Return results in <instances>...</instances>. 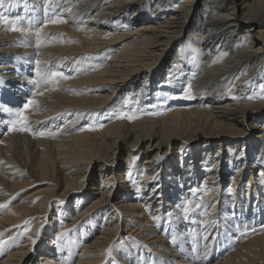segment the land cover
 Listing matches in <instances>:
<instances>
[{
    "label": "bare ground",
    "instance_id": "6f19581e",
    "mask_svg": "<svg viewBox=\"0 0 264 264\" xmlns=\"http://www.w3.org/2000/svg\"><path fill=\"white\" fill-rule=\"evenodd\" d=\"M0 15V264H264V0Z\"/></svg>",
    "mask_w": 264,
    "mask_h": 264
},
{
    "label": "snow or ice",
    "instance_id": "6c2138e0",
    "mask_svg": "<svg viewBox=\"0 0 264 264\" xmlns=\"http://www.w3.org/2000/svg\"><path fill=\"white\" fill-rule=\"evenodd\" d=\"M0 22L11 23V22L5 20V18H4L2 15H0ZM61 22H62V21H61ZM10 30H13V31H20V32H23V31H24L23 28L16 27L15 25H12L11 28H10ZM37 63H39V62H37ZM52 75H54V76H62L63 73H53ZM65 78L67 79V77H65ZM41 94H42V93H41ZM32 103H35V101H32ZM3 110H4V111H9V109H7V108H5V109H3ZM117 118H124V117L121 116V117H117ZM127 118L131 120V119H134L135 117L128 116ZM21 130H24V129H21ZM39 135L43 136V135H45V133L41 132V133H39ZM59 203H63V201H60ZM6 207H7V204H0V208H6ZM67 231H70V230H66V232H67ZM66 232H65V233H61V236L65 235Z\"/></svg>",
    "mask_w": 264,
    "mask_h": 264
},
{
    "label": "rangeland",
    "instance_id": "374dc122",
    "mask_svg": "<svg viewBox=\"0 0 264 264\" xmlns=\"http://www.w3.org/2000/svg\"><path fill=\"white\" fill-rule=\"evenodd\" d=\"M39 187H40V186H36V187H35V190L38 189ZM29 191H30V189L26 192V194H27ZM23 194H25V192H24ZM56 212L58 213L57 210H54V211H53V213H56ZM54 229H55V232H56V229H57V228L54 227ZM21 243H24V239L21 240V241L19 242V244H21ZM11 251H13V249H12ZM1 253H2V252H0V254H1ZM6 253H7V252H6ZM6 253H5V254H6ZM5 254L2 256V259H4V258L6 257ZM37 258H38V257H37ZM76 258H77V257H76Z\"/></svg>",
    "mask_w": 264,
    "mask_h": 264
}]
</instances>
